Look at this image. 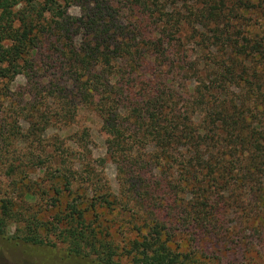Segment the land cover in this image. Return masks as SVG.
Masks as SVG:
<instances>
[{
  "label": "trees",
  "instance_id": "trees-1",
  "mask_svg": "<svg viewBox=\"0 0 264 264\" xmlns=\"http://www.w3.org/2000/svg\"><path fill=\"white\" fill-rule=\"evenodd\" d=\"M34 2L0 0V76L36 78L25 114L40 142L29 155L6 153L7 168L57 173L58 185L49 187L55 201L89 182L87 164L80 163L82 177L69 151L45 145L39 132L51 122L70 127L90 107L109 134L116 195L149 223L119 247L86 214L95 200L111 205V192L84 207L74 198L51 223L36 211L23 215L31 207L8 196L0 198V234L14 225L25 243L54 247L46 233L58 230L66 258L96 255L87 258L92 264H120L115 256L131 264H225L197 248L198 236L229 232L243 260L253 253L264 264L256 248L264 245V0H67L50 18L44 11L55 0ZM70 4L84 16L69 14ZM28 185L18 201L44 194ZM233 211L237 226L225 228ZM179 227L194 240L176 241ZM245 228L262 236L240 238Z\"/></svg>",
  "mask_w": 264,
  "mask_h": 264
},
{
  "label": "rangeland",
  "instance_id": "rangeland-1",
  "mask_svg": "<svg viewBox=\"0 0 264 264\" xmlns=\"http://www.w3.org/2000/svg\"><path fill=\"white\" fill-rule=\"evenodd\" d=\"M66 1L55 0L56 4L49 10L47 8L44 15L49 18L59 15L56 12V6L63 7ZM34 3L37 7L44 6L43 0H35ZM67 9L71 15L84 16V11L80 6L70 4ZM38 74H42V70L36 72V75ZM29 75L32 79L33 76L30 73ZM36 81V78L30 81L23 73L16 74L13 78L0 76V131L2 132L0 134V198L14 197V200L20 204V208L31 207L27 212H23V215L36 211L37 217H40L44 222L51 223L54 222L53 217L55 214L63 211L65 204L74 198L80 207H84L92 203L91 197L96 198L99 193L111 192L113 195H110L109 199H114L111 205L99 204L95 200V207L90 208L86 214L88 218H94L104 231L109 232L108 239L114 241L117 246L122 247L125 244L126 237L134 235L136 228L142 227L140 228L141 231H146V224L149 223V220L148 218H146L147 220L145 218L136 220L133 205L128 201L124 204L122 200H119L121 195H116L119 189L116 168L106 154L105 141L109 134L104 129L101 119L90 107L80 108L70 127L51 122L47 124V128L43 132H39L43 135L41 138L44 139L43 143L45 145L47 141L48 143L53 142L59 151H69V157H66V159L72 161L71 163L78 170H81L82 177H86V174L80 163L85 162L87 164L86 169L92 172L90 173L91 180L89 182L77 184L76 187L74 186L71 195L62 193L59 195L58 201H55L54 194L49 187L50 185L52 187V184L58 185L57 173L53 175L52 170L46 171L38 168L28 169L25 167L24 171L17 170V168L11 171L7 168L9 160L6 153L15 152L21 156L29 155L27 153H31L40 147L38 146L40 142L36 139L37 136L32 135L33 133L30 132L29 114H25L28 113L31 105L28 104L27 91L36 86ZM31 182L37 183L36 186L39 191L44 193L41 195L42 198L38 199L41 197L38 196L36 199L18 201V198L23 196L20 191L31 189V186L28 185ZM186 195L189 196V194ZM16 196L17 198H15ZM245 200L242 208L246 206ZM52 201H55V203ZM119 201L122 202V206ZM238 216L239 214L233 211L229 214L223 226L225 228L237 226L235 223L238 222L236 220ZM243 231L242 234H238L240 238L255 239L257 236H262V234L246 228ZM57 232L58 230L55 233L53 230H49L46 233L48 239L55 243L54 247L51 246V243L36 246L25 243L18 237L19 230H17V227L10 226L7 232L0 234V264H92L89 259L93 261L96 255L88 256L87 261L82 258H69L70 260L66 258L67 244L59 240ZM44 233L43 231L42 234L44 235ZM233 236H235L234 233L229 232L218 236L210 235L209 237H204L202 234L198 236L201 237V243H198L197 248L203 249L206 256L221 257L225 264H261L263 262L262 258L251 256L253 253L246 254L245 257L247 258L243 260L244 253L239 251L240 242ZM198 237L195 239L196 243ZM174 239L178 242L194 240L191 232L184 227L177 228ZM205 243L206 246L203 245ZM263 247L256 245V248L261 249L262 253L264 252ZM249 258L251 259L249 260ZM114 259H119L120 264H131L130 259L125 256H115Z\"/></svg>",
  "mask_w": 264,
  "mask_h": 264
}]
</instances>
